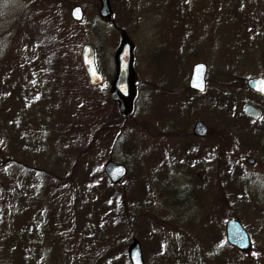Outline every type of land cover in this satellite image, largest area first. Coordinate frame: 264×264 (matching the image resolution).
<instances>
[{
    "label": "rangeland",
    "instance_id": "obj_1",
    "mask_svg": "<svg viewBox=\"0 0 264 264\" xmlns=\"http://www.w3.org/2000/svg\"><path fill=\"white\" fill-rule=\"evenodd\" d=\"M108 4L104 21L99 0H0V264H130L133 240L144 264H264V101L245 89L264 76V0H242L236 19L227 0ZM121 32L128 117L109 98ZM196 64L206 83L195 94ZM108 161L127 169L115 186ZM230 220L249 237L244 252L226 242Z\"/></svg>",
    "mask_w": 264,
    "mask_h": 264
},
{
    "label": "water",
    "instance_id": "obj_2",
    "mask_svg": "<svg viewBox=\"0 0 264 264\" xmlns=\"http://www.w3.org/2000/svg\"><path fill=\"white\" fill-rule=\"evenodd\" d=\"M100 9L99 16L104 21L111 19L112 13L108 4V0H99ZM70 17L75 22H80L83 18V12L80 7H74L70 12ZM81 61L89 84L96 86L102 83V78L97 72L94 64V53L89 45H85L81 51ZM116 75L111 84L109 93L110 101L117 105L118 112L123 117H128L132 112V102L135 97L134 74L132 72V45L126 34L121 32V43L117 54L115 55ZM205 75L206 67L203 64H197L192 68L189 80V89L203 93L205 91ZM264 76L250 79L246 83V87L251 92L264 97V92L259 89L264 87L261 84ZM243 115L246 118L258 120L260 113L252 106L248 105L243 108ZM207 128L202 123L195 124L193 135L199 138L205 137ZM253 159H247V164L252 165ZM103 172L112 185L120 183L127 174V170L123 165L115 164L108 161ZM226 242L231 247L239 251H246L249 248V239L238 222L231 220L226 224ZM127 257L130 264H144L142 252L137 241L133 240L127 249Z\"/></svg>",
    "mask_w": 264,
    "mask_h": 264
},
{
    "label": "trees",
    "instance_id": "obj_3",
    "mask_svg": "<svg viewBox=\"0 0 264 264\" xmlns=\"http://www.w3.org/2000/svg\"><path fill=\"white\" fill-rule=\"evenodd\" d=\"M228 1V3H229V5H230V7L233 9V10H230L228 13V15H231L232 16V18H239V9H236L237 8V6H239L240 5V2L242 1V0H227ZM32 31H34V30H32ZM243 32L244 31V27H242L241 29H240V32ZM45 51H47L48 49L47 48H43ZM47 64H49L51 67L50 68H48L47 67ZM51 69H53V70H55V72H56V70H57V66H55L54 64H51V63H46V65L44 66V68H43V71L44 72H46L47 73V75L49 76V78L51 77V76H53L54 74H51L50 73V70ZM48 78V79H49ZM245 89H246V86H245ZM255 97L256 98H260V99H262L263 101H264V99L262 98V97H259V96H257V95H255ZM253 104V103H252ZM253 105H255V104H253ZM116 139V138H115Z\"/></svg>",
    "mask_w": 264,
    "mask_h": 264
},
{
    "label": "flooded vegetation",
    "instance_id": "obj_4",
    "mask_svg": "<svg viewBox=\"0 0 264 264\" xmlns=\"http://www.w3.org/2000/svg\"><path fill=\"white\" fill-rule=\"evenodd\" d=\"M101 75V74H100ZM103 80V79H102ZM194 93V92H193ZM258 110V109H257ZM259 111V110H258ZM207 128V127H206ZM192 134H193V131H192ZM209 135H210V132H209V130H208V128H207V134H206V136L205 137H203V138H199V137H196V139L197 140H199V141H204V140H206L207 139V137H209ZM194 136V135H193ZM168 191H171V192H181V189L179 188H172V190H170V189H168ZM178 195H179V193H178ZM174 200H178V198H175ZM178 202V201H177Z\"/></svg>",
    "mask_w": 264,
    "mask_h": 264
},
{
    "label": "snow or ice",
    "instance_id": "obj_5",
    "mask_svg": "<svg viewBox=\"0 0 264 264\" xmlns=\"http://www.w3.org/2000/svg\"><path fill=\"white\" fill-rule=\"evenodd\" d=\"M261 84L264 85V81H261ZM259 90H260L261 92H264V87H261Z\"/></svg>",
    "mask_w": 264,
    "mask_h": 264
}]
</instances>
